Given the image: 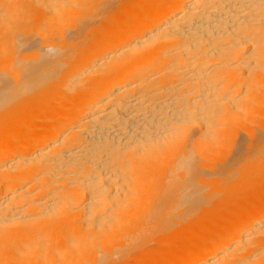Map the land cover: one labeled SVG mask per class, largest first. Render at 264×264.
Here are the masks:
<instances>
[{"label": "bare ground", "instance_id": "obj_1", "mask_svg": "<svg viewBox=\"0 0 264 264\" xmlns=\"http://www.w3.org/2000/svg\"><path fill=\"white\" fill-rule=\"evenodd\" d=\"M0 264H264V0H0Z\"/></svg>", "mask_w": 264, "mask_h": 264}]
</instances>
